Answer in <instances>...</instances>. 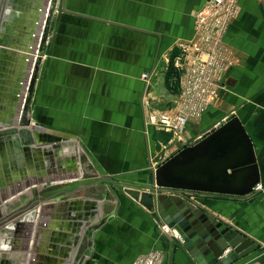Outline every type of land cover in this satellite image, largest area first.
Returning <instances> with one entry per match:
<instances>
[{"label": "crops", "instance_id": "1", "mask_svg": "<svg viewBox=\"0 0 264 264\" xmlns=\"http://www.w3.org/2000/svg\"><path fill=\"white\" fill-rule=\"evenodd\" d=\"M207 2L57 0L24 126L51 2L0 0V264H133L154 250L164 264H208L163 236L162 214L140 196L157 164L231 116L253 142L262 187L169 195L260 245L234 264H264V0H241L225 37L239 62L212 106L181 136L159 125L179 97L178 43Z\"/></svg>", "mask_w": 264, "mask_h": 264}, {"label": "water", "instance_id": "2", "mask_svg": "<svg viewBox=\"0 0 264 264\" xmlns=\"http://www.w3.org/2000/svg\"><path fill=\"white\" fill-rule=\"evenodd\" d=\"M50 2L22 111L24 126L31 122L28 117L31 98L48 40L50 22L57 6V0ZM32 52L35 53V49ZM149 180L151 190L141 194V203L149 209H157L165 224L181 237L179 240L173 236V239L182 240L183 246L199 261L208 264H234L259 250V244L219 220L199 204L175 194L169 195L172 190L236 196L254 192L261 180L260 170L253 142L238 116H231L217 123L203 137L157 164L151 170ZM7 221L9 219L2 205L0 225ZM226 250L230 251L224 256Z\"/></svg>", "mask_w": 264, "mask_h": 264}, {"label": "built area", "instance_id": "3", "mask_svg": "<svg viewBox=\"0 0 264 264\" xmlns=\"http://www.w3.org/2000/svg\"><path fill=\"white\" fill-rule=\"evenodd\" d=\"M241 12V0H208L197 12L194 37L178 43L179 52L173 59L175 68L181 74L177 104L171 112L157 113L159 125L164 130L181 136L189 119L201 118L214 103L229 69L239 62L225 37L232 21ZM145 102L149 104L147 100ZM261 187L259 183L254 190ZM160 233L179 240L181 238L173 228L165 224L161 216ZM229 251L226 250L224 256ZM164 261V252L154 250L137 257L133 264H164Z\"/></svg>", "mask_w": 264, "mask_h": 264}, {"label": "rangeland", "instance_id": "4", "mask_svg": "<svg viewBox=\"0 0 264 264\" xmlns=\"http://www.w3.org/2000/svg\"><path fill=\"white\" fill-rule=\"evenodd\" d=\"M154 82H155V81H154ZM154 82H153V83H154ZM167 156H168V155H167Z\"/></svg>", "mask_w": 264, "mask_h": 264}, {"label": "bare ground", "instance_id": "5", "mask_svg": "<svg viewBox=\"0 0 264 264\" xmlns=\"http://www.w3.org/2000/svg\"><path fill=\"white\" fill-rule=\"evenodd\" d=\"M30 76V75H29Z\"/></svg>", "mask_w": 264, "mask_h": 264}]
</instances>
